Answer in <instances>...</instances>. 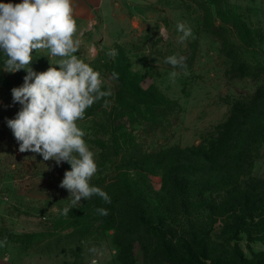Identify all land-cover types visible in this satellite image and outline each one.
<instances>
[{
  "label": "rangeland",
  "instance_id": "rangeland-1",
  "mask_svg": "<svg viewBox=\"0 0 264 264\" xmlns=\"http://www.w3.org/2000/svg\"><path fill=\"white\" fill-rule=\"evenodd\" d=\"M89 17H76L87 29L78 55L112 96L77 123L98 165L90 183L111 202L94 195L59 214L70 203L59 186L70 165L19 151L7 120L27 73L3 71L0 51V264L264 261V0H116L105 18ZM178 22L192 30L182 44ZM170 55L187 66L174 82ZM44 56L33 54L35 71L49 67ZM139 202L161 237L138 223ZM101 245L102 257L88 252Z\"/></svg>",
  "mask_w": 264,
  "mask_h": 264
},
{
  "label": "clouds",
  "instance_id": "clouds-1",
  "mask_svg": "<svg viewBox=\"0 0 264 264\" xmlns=\"http://www.w3.org/2000/svg\"><path fill=\"white\" fill-rule=\"evenodd\" d=\"M91 22L88 28H91ZM159 37L167 39V29L159 26ZM179 43L192 36V30L184 22L176 25ZM87 29H82L75 16L73 0H22L21 3H0V51L5 55L3 71L16 73L25 70L23 84L11 90L14 103L21 107L15 117L7 120L19 151L32 152L53 160L57 165L67 162L70 170L65 171L60 187L70 196L69 205L59 209L67 216L80 204L82 198L89 200L94 195L110 203L109 195L90 181L98 172L95 154L84 137L86 133L78 126L85 118L87 109L103 100L108 108L112 91L102 90L104 80L100 71L78 55ZM95 53L94 45H89ZM45 52L49 67L37 72L31 65L33 54ZM108 56L116 55L110 50ZM165 62L172 66L169 79L173 82L178 75L177 68L186 69L185 57L170 55ZM185 74L187 72L185 71ZM112 77L118 78L113 72ZM96 212L107 216L105 208ZM7 240L0 241V247ZM88 252L95 257L104 255V246H92ZM115 254V250H113ZM10 259L5 256L4 260ZM91 264H97L93 259Z\"/></svg>",
  "mask_w": 264,
  "mask_h": 264
},
{
  "label": "crops",
  "instance_id": "crops-1",
  "mask_svg": "<svg viewBox=\"0 0 264 264\" xmlns=\"http://www.w3.org/2000/svg\"><path fill=\"white\" fill-rule=\"evenodd\" d=\"M22 0H0V3H21ZM116 4V0H73L75 16H90L93 20L99 13L107 16L112 13V7Z\"/></svg>",
  "mask_w": 264,
  "mask_h": 264
},
{
  "label": "trees",
  "instance_id": "trees-1",
  "mask_svg": "<svg viewBox=\"0 0 264 264\" xmlns=\"http://www.w3.org/2000/svg\"><path fill=\"white\" fill-rule=\"evenodd\" d=\"M134 215L138 223L143 227L144 231L147 234L155 236V237H161L163 235V230L161 226L153 221L150 213L148 212V208L143 202H139V204H136ZM194 261H198L200 263L204 262V264L205 263L207 264L205 260L199 257L194 259ZM257 264H264V261H260Z\"/></svg>",
  "mask_w": 264,
  "mask_h": 264
},
{
  "label": "built area",
  "instance_id": "built-area-1",
  "mask_svg": "<svg viewBox=\"0 0 264 264\" xmlns=\"http://www.w3.org/2000/svg\"><path fill=\"white\" fill-rule=\"evenodd\" d=\"M0 104H1V100H0Z\"/></svg>",
  "mask_w": 264,
  "mask_h": 264
}]
</instances>
